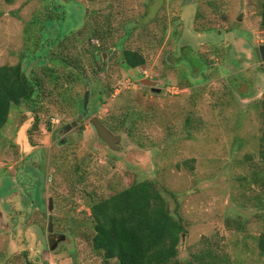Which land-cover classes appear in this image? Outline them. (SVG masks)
Here are the masks:
<instances>
[{
    "label": "rangeland",
    "instance_id": "374dc122",
    "mask_svg": "<svg viewBox=\"0 0 264 264\" xmlns=\"http://www.w3.org/2000/svg\"><path fill=\"white\" fill-rule=\"evenodd\" d=\"M261 1L0 0V65L21 62L42 81L31 97L35 111L28 100L13 105L0 129V264H108L91 246V199L141 179L173 193L168 206L186 228L178 258L208 238L233 264H264L255 246L264 230V190L250 179L261 165L263 126L254 104L264 92V62L253 52L264 44ZM51 10L62 13L54 27L74 28L50 51L83 68L88 107L96 104L66 131L77 112L59 96L38 56ZM96 26L106 47L97 51L111 49L101 62L92 55ZM186 45L205 57L203 73L191 74L180 57L176 63ZM124 48L142 52L145 63L126 68ZM54 68L62 74L64 67ZM241 82L250 85L246 93L238 90ZM75 84L84 97L85 86ZM108 87L112 92L98 99ZM126 107L135 122L131 130L129 124L111 130L121 135L122 147L114 151L89 118L97 116L109 129L111 114L122 117Z\"/></svg>",
    "mask_w": 264,
    "mask_h": 264
},
{
    "label": "trees",
    "instance_id": "16d2710c",
    "mask_svg": "<svg viewBox=\"0 0 264 264\" xmlns=\"http://www.w3.org/2000/svg\"><path fill=\"white\" fill-rule=\"evenodd\" d=\"M10 3L13 0H5ZM260 28L264 31V0L260 2ZM56 11V12H55ZM42 43L39 45L38 56L41 59L44 74L50 78V82L56 89L59 88V96L64 101L75 107L79 112L86 115L96 110V104L87 111L82 110L84 104L83 97L77 96L75 83L88 84L83 68L76 60H67V57L51 53L50 47L56 43H62L63 39L73 32L72 26L59 29L54 27L62 16L58 10H51L45 15ZM88 16V13H84ZM35 19H33L34 21ZM92 27L90 30L91 39L95 38L99 43L92 50L93 58L98 60L95 52L102 51L106 47L102 40L100 28ZM107 36L108 29L102 32ZM219 48L218 45L211 48V53ZM178 53V54H177ZM190 46H181L175 55L185 59V66L191 74L203 73L208 62L203 54H198ZM122 60L126 68H136L142 66L146 59L142 52L124 48L121 50ZM179 58V59H180ZM190 61V63H189ZM62 68V74L57 72L54 65ZM71 66V67H70ZM102 64L98 63L100 69ZM193 75V76H194ZM63 78L65 82H59ZM201 79V78H200ZM42 89V81L36 78L32 70H26L21 62L15 64L0 65V129L5 125L11 107L19 105L23 101L31 102V97L38 90ZM112 89L101 90V94H96L98 99H102V94H110ZM90 98V97H89ZM90 99H88L89 103ZM255 108L258 109V116L262 122L260 148L258 157L260 160L259 172L253 170L250 179L264 190V92L262 96L255 100ZM35 111L34 104H31ZM126 107L122 117L113 116L114 121L109 125L110 130H120L122 126L134 124V113ZM132 112V113H131ZM136 117V116H135ZM138 118L139 115L137 116ZM250 159V156H246ZM167 194L172 192L158 187L153 180H135L129 186L107 197L91 199L90 217L93 222L94 234L91 238L92 249L102 257L105 263L115 261L116 264H233L227 251L214 246L210 239L206 238L203 245L198 249L190 250L185 259L178 258V246L186 228L177 211L173 213L167 201ZM255 246L258 252L264 256V230L255 237Z\"/></svg>",
    "mask_w": 264,
    "mask_h": 264
},
{
    "label": "water",
    "instance_id": "95a60500",
    "mask_svg": "<svg viewBox=\"0 0 264 264\" xmlns=\"http://www.w3.org/2000/svg\"><path fill=\"white\" fill-rule=\"evenodd\" d=\"M254 54H255V61L258 63L264 62V44H259L253 48ZM111 49H109L106 53H103L102 56L105 58L107 54H110ZM96 55H99V52H96ZM99 60H101V57H99ZM235 69V68H234ZM231 71V69H230ZM152 84H155V82H152ZM250 85L247 84H241L238 88V90L242 93H246L249 91ZM159 90V89H157ZM88 99V87H86L85 94H84V105H86ZM82 118V114H78L75 120L71 121L70 123L65 124L64 131L67 129H70L73 126H76V124L79 122V120ZM89 122L93 126L97 137L106 144L111 150L117 151L122 147L121 144V135L113 133L110 129H108L102 121L95 115L91 116L89 118ZM48 232L53 231V223H52V216H49L48 220V226H47ZM64 238V235L59 238V240H62ZM57 242L54 243V246ZM53 246V247H54Z\"/></svg>",
    "mask_w": 264,
    "mask_h": 264
},
{
    "label": "flooded vegetation",
    "instance_id": "af4514ba",
    "mask_svg": "<svg viewBox=\"0 0 264 264\" xmlns=\"http://www.w3.org/2000/svg\"><path fill=\"white\" fill-rule=\"evenodd\" d=\"M254 47H255V46H254ZM254 47H253V48H254ZM96 52H99V51H96ZM96 52H95V54H96ZM253 52H254V50H253ZM102 54H103V53L99 52V55H96V56L98 57V61H99V62H101V60H102V58H101V60H99V57H103ZM254 55H255V54H254ZM255 59H256V58H255ZM129 69H130V68H129ZM139 81H140V83H142L144 86H147L151 91H153V92H155V93H158V92L160 91V88H158L155 84H152L153 80H151V79H149V78H140ZM241 84H246V83H242V82H241V83L239 84V86H240ZM247 85H249V84H247ZM84 86H85V90H86V87H88V84H86V85L84 84ZM239 86H238V88H239ZM157 89H159V90H157ZM88 97H89V95H88ZM83 98H84V97H83ZM83 100H84V99H83ZM87 108H88V99H87V103H86V105L82 104V110H83V111H87V110H88ZM78 114H82V118L85 117V115H84L83 113H81V112H79ZM78 114H77V115H78ZM82 118H81V119H82ZM76 125H77V124H76ZM63 129H64V127H63ZM49 216H50V215H49ZM49 216H48V219H49ZM61 236H62V235H59L58 238H61ZM63 239H64V238H63ZM63 239H62V240H63ZM54 243H55V242H54Z\"/></svg>",
    "mask_w": 264,
    "mask_h": 264
},
{
    "label": "clouds",
    "instance_id": "9594fccd",
    "mask_svg": "<svg viewBox=\"0 0 264 264\" xmlns=\"http://www.w3.org/2000/svg\"><path fill=\"white\" fill-rule=\"evenodd\" d=\"M84 99V98H83ZM88 99H89V97H88Z\"/></svg>",
    "mask_w": 264,
    "mask_h": 264
}]
</instances>
